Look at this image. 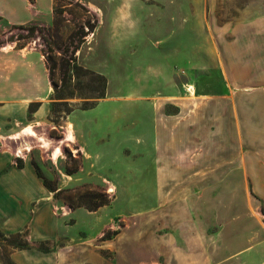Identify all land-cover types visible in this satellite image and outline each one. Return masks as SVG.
Segmentation results:
<instances>
[{
    "label": "rangeland",
    "instance_id": "374dc122",
    "mask_svg": "<svg viewBox=\"0 0 264 264\" xmlns=\"http://www.w3.org/2000/svg\"><path fill=\"white\" fill-rule=\"evenodd\" d=\"M55 7L47 21L0 19V48L24 47L44 60L52 89L47 118L29 109L25 122L0 135V175L19 164L25 172L34 162L53 186L70 191L57 197L47 187H0V264H245L230 252L211 259L204 242L233 224L219 191H253V181L237 174V147L212 146L222 142L204 130L191 132L189 115L196 108L203 113L211 96L231 92L212 55L215 29L253 28L255 19L264 20V0H54ZM71 57L107 81L105 97L86 116L100 121L88 128L101 137L97 162L79 152L67 109L83 110L101 84L86 70L63 81L60 65L74 63ZM181 121L186 125L175 130ZM26 125L50 146L37 136L10 137ZM69 133L72 139L64 140ZM24 145L30 149L18 156ZM193 169L196 179L189 177ZM87 190L109 195L111 203L91 211L64 200Z\"/></svg>",
    "mask_w": 264,
    "mask_h": 264
},
{
    "label": "crops",
    "instance_id": "0c3cea01",
    "mask_svg": "<svg viewBox=\"0 0 264 264\" xmlns=\"http://www.w3.org/2000/svg\"><path fill=\"white\" fill-rule=\"evenodd\" d=\"M53 11L54 0H35L34 3L30 0H0V16L15 25L47 21ZM237 24L217 27L213 34L214 62L231 92L211 96L210 106L206 104L201 109L203 113H199L197 108L191 109L189 129L191 132L204 130L212 133L211 140L223 143L212 146L237 147V174L242 179L253 181V191L244 188L219 191L223 200L221 210L232 213L233 224L222 225L217 234L205 236L209 256L213 259L215 252L219 255L230 252V257L242 259L245 264H264V221L260 214L261 206L264 208V20L255 19L253 28L244 29ZM4 49L0 48L1 136L15 129L9 124H20L28 119L34 102L41 103L34 116L47 118L50 112L48 98L52 92L44 60L31 51H25L24 47ZM87 110L73 109L67 117L77 129L75 143L79 145V152L86 151L87 157L97 162V142L101 137L88 128L98 127L100 121L88 120ZM185 125L186 122L183 124L181 121L175 125V130L181 131ZM225 162L229 160L221 163ZM23 170L13 165L1 172L0 187L5 191H43L46 188L33 165H27L25 172ZM229 174L222 175V178H228ZM25 176L28 183L23 181ZM189 177L196 179V170H191ZM185 192L181 191L182 194ZM194 192L197 193H187L190 197ZM205 193L210 197L215 195V191ZM189 201L193 206L190 210L196 211L198 204L191 198ZM206 208L211 209L209 201ZM250 224L254 227L251 233L248 232ZM197 229L198 226L195 227L196 232Z\"/></svg>",
    "mask_w": 264,
    "mask_h": 264
},
{
    "label": "trees",
    "instance_id": "16d2710c",
    "mask_svg": "<svg viewBox=\"0 0 264 264\" xmlns=\"http://www.w3.org/2000/svg\"><path fill=\"white\" fill-rule=\"evenodd\" d=\"M32 3L35 2V0H30ZM54 11L56 12V7L54 8ZM3 18L2 16H0V19ZM15 25V24H14ZM88 26H89V30H93L94 25L90 22H88ZM18 27V26H17ZM72 62H70V59H68L67 61L63 60L61 62V67L60 70L63 74V81H65L66 76L73 71V73L76 75L78 74L80 71L82 70H86V72H89L93 75H95L97 77V80L100 82L101 84V90H100V94L96 97V99L92 102L89 103L87 105H83V109H90L93 108L97 105V101L100 98L105 97V93H106V85H107V81L106 78L103 75L100 74H96L93 71H87V69H85L84 67L78 65L76 58H72ZM55 64H54V68H55ZM52 67H50V72L52 74ZM54 87H57V84L54 83ZM40 102H36V103H32L30 106V109L32 112L37 111V109L40 106ZM34 105V106H33ZM73 111V108L71 109H67V113H71ZM34 166L36 168L37 174L39 175V177L43 178V182L44 185L50 190L55 192V195L57 197H59L60 195H62L64 192L70 191L69 188H58L53 186L40 172V168L39 166L34 163ZM20 167H22V164H19ZM69 174L74 173V171H67ZM64 200L72 207V208H76V207H86L87 209L94 211V210H98L100 207L108 205L111 203V197L107 194L98 192V191H92V190H87L85 192H76L75 194H67L64 196ZM21 244V243H19ZM22 245V244H21ZM24 245V244H23ZM22 245V246H23Z\"/></svg>",
    "mask_w": 264,
    "mask_h": 264
},
{
    "label": "bare ground",
    "instance_id": "6f19581e",
    "mask_svg": "<svg viewBox=\"0 0 264 264\" xmlns=\"http://www.w3.org/2000/svg\"><path fill=\"white\" fill-rule=\"evenodd\" d=\"M192 93L194 94L195 91L193 90ZM21 135H26V136H30V137H35V136L38 137V134H37L36 130L33 129L32 125H26V126H24L22 130L16 132L14 135H11L10 137H11V138H18V137H20ZM71 137H72V135L69 133V134L64 138V140H70V139H72ZM38 138H39V140L43 143L42 145H43L44 147H45V146H50L51 142L49 141V139H47V138H45V137H43V136H40V137H38ZM20 146H23V145H20ZM26 148H28V147H26V146L24 145V147H22V148L20 147V148H19L18 152H19V153H21V152L24 153L23 150L26 149ZM60 153H61L60 146H59V145L54 146V148L52 149V156L58 158V156L60 155ZM111 190H113V188H111Z\"/></svg>",
    "mask_w": 264,
    "mask_h": 264
},
{
    "label": "built area",
    "instance_id": "2783aa9c",
    "mask_svg": "<svg viewBox=\"0 0 264 264\" xmlns=\"http://www.w3.org/2000/svg\"><path fill=\"white\" fill-rule=\"evenodd\" d=\"M25 145H27V143H26ZM28 149H30V148H28ZM18 150H19V148H18ZM17 155H18V156H21V155H24V153H22V152H21V153L17 152Z\"/></svg>",
    "mask_w": 264,
    "mask_h": 264
}]
</instances>
